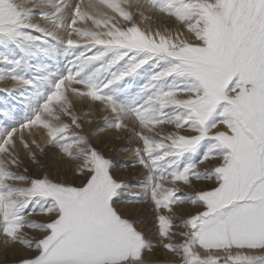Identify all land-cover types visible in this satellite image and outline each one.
<instances>
[{"label":"snow or ice","instance_id":"6c2138e0","mask_svg":"<svg viewBox=\"0 0 264 264\" xmlns=\"http://www.w3.org/2000/svg\"><path fill=\"white\" fill-rule=\"evenodd\" d=\"M0 47L13 264H264V0H0Z\"/></svg>","mask_w":264,"mask_h":264},{"label":"rangeland","instance_id":"374dc122","mask_svg":"<svg viewBox=\"0 0 264 264\" xmlns=\"http://www.w3.org/2000/svg\"><path fill=\"white\" fill-rule=\"evenodd\" d=\"M157 25L153 23V28ZM0 52H4L7 54V50L0 47ZM15 91L5 92V89H13ZM28 92L22 87H16L11 81L3 82L0 81V111L11 110L14 113H17V119L20 118L23 114V102L27 97ZM5 124V120L3 117H0V126ZM97 125L93 123L90 127H87V131H91L92 128ZM112 137L108 139V137ZM128 134L125 133L121 139H115L114 134L106 133L102 134V136L97 137L93 140V143L98 147L104 154L110 158L114 165V175L115 177L123 182L137 183L143 179V172L138 168H134L131 166V162L133 157L129 155L124 148L128 147L127 141ZM30 169H32V165H28ZM51 174L53 178H56L57 172L63 173L64 169L60 168L57 163H52L51 165ZM31 175H37L38 173L35 169H32L30 172ZM63 175H60V179H63ZM210 186L207 185L206 182H201L197 185V187H205ZM134 191L136 189H133ZM143 216H146L145 224L143 225L145 231H148L151 228L152 219H151V210L145 209L142 213ZM32 219H40L39 217H32ZM27 231V230H26ZM33 235L29 232V236ZM4 253V254H3ZM3 254V256H1ZM6 254V255H5ZM11 254V255H10ZM6 256H14L13 251L9 249L5 252L4 242H0V264H9L7 262H3L6 259ZM5 259H4V258ZM4 259V260H3ZM3 260V261H2Z\"/></svg>","mask_w":264,"mask_h":264},{"label":"bare ground","instance_id":"6f19581e","mask_svg":"<svg viewBox=\"0 0 264 264\" xmlns=\"http://www.w3.org/2000/svg\"><path fill=\"white\" fill-rule=\"evenodd\" d=\"M142 27H144L145 25H141ZM153 26V24H152ZM0 242H3V238L0 237ZM4 254V253H3ZM3 254L1 256H3ZM6 255V254H5ZM11 255V254H10ZM4 258V257H3ZM5 259V258H4ZM3 259V260H4ZM16 259L15 255L14 256H6V259L3 262H7L9 264H13V261Z\"/></svg>","mask_w":264,"mask_h":264}]
</instances>
